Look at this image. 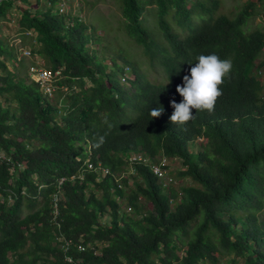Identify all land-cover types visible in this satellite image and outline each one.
<instances>
[{
	"label": "trees",
	"instance_id": "1",
	"mask_svg": "<svg viewBox=\"0 0 264 264\" xmlns=\"http://www.w3.org/2000/svg\"><path fill=\"white\" fill-rule=\"evenodd\" d=\"M17 1L31 3L0 0V24ZM34 1V11L17 7L20 47L59 72L61 97L53 104L28 75L33 61L0 36V264H223L230 254L264 264V85L252 73L264 28H245L264 0L245 1L232 17L216 14L220 0H119L124 33L161 67L160 80L119 50L108 69L89 46L95 29L52 13L60 0ZM212 53L232 63L214 110L173 124L177 85ZM125 66L129 85L118 78ZM158 154L181 159L177 177L190 183L164 184L152 169ZM87 156L96 169L70 180ZM122 201L139 217L120 213Z\"/></svg>",
	"mask_w": 264,
	"mask_h": 264
},
{
	"label": "rangeland",
	"instance_id": "2",
	"mask_svg": "<svg viewBox=\"0 0 264 264\" xmlns=\"http://www.w3.org/2000/svg\"><path fill=\"white\" fill-rule=\"evenodd\" d=\"M30 5H26L17 1L16 8L13 7L8 13L7 19L0 25V36H3L11 43L19 46L20 56H26L32 63H39L43 66L38 56H31L25 54L30 49L29 45L20 47L18 20L20 17V11L18 6L29 7L32 11L35 10L36 5L34 0H29ZM221 6L216 14H225L232 17L242 4L247 0H220ZM44 6H48L47 1L43 2ZM41 6V5H40ZM43 9V8H42ZM45 9V8H44ZM52 13H57L65 16L66 21L69 16H77L91 29L88 33H92L95 29L94 38L90 41L89 46L91 50L97 52V55L101 58L108 69L112 67L110 58L115 55L116 51H121L127 58L138 62L140 65L139 72L146 75L147 78L152 80H160L162 77L161 67L159 65L150 66L147 59L142 55L141 48L137 46L123 31V20L120 13L119 0H60L53 8ZM147 24L156 31V23L151 14L146 15ZM256 27L264 28V5L257 8L256 16L249 20L246 25V31H250ZM174 28L177 27L174 25ZM94 34V33H93ZM115 51V52H114ZM261 60L255 61V66L252 73L258 78V80L264 85V50L261 55ZM31 65V64H30ZM44 67V66H43ZM118 78L120 83L129 85L128 79L134 78V73L129 70V67L125 66V71L118 72ZM53 104H55V97H61L59 94L53 92L52 95H46ZM264 98V94H263ZM190 150H196V145L190 146ZM141 154L132 152L131 157H138ZM164 156L158 154L155 158L160 161ZM163 161V159L161 160ZM166 168L162 175V182L169 185L175 190H179V187L184 184H189L188 178L177 177V172L183 169V164L179 158H166ZM118 199V198H117ZM178 202V198L171 201V205L174 206ZM142 210L151 209V204L140 200ZM120 213L126 216L139 217L138 214H134L131 208L125 201L120 202ZM102 223L109 221V216L102 217L100 219ZM223 264H243V260L235 257L233 254L223 256Z\"/></svg>",
	"mask_w": 264,
	"mask_h": 264
},
{
	"label": "clouds",
	"instance_id": "3",
	"mask_svg": "<svg viewBox=\"0 0 264 264\" xmlns=\"http://www.w3.org/2000/svg\"><path fill=\"white\" fill-rule=\"evenodd\" d=\"M189 74L184 75L181 85H177L176 92L182 97L181 102H170L174 109L170 121L176 125H184L194 118L195 112H212L218 98L222 95L221 86L225 78H228L232 63L229 59H221L219 55L212 53L199 55L195 63H190ZM164 111L163 107H157L150 111L152 118L159 117ZM100 138V143L103 142Z\"/></svg>",
	"mask_w": 264,
	"mask_h": 264
},
{
	"label": "built area",
	"instance_id": "4",
	"mask_svg": "<svg viewBox=\"0 0 264 264\" xmlns=\"http://www.w3.org/2000/svg\"><path fill=\"white\" fill-rule=\"evenodd\" d=\"M25 54H30V49L25 52ZM59 72L57 71L55 74H53L51 71L46 69L45 67L41 66L39 63H32L28 67V75L29 77L34 80L35 82L39 83L40 89L44 95H52L53 92L56 89V75H58ZM3 157V153L0 152V158ZM131 159H136V158H141L140 156L138 157H131ZM163 159V161H161ZM160 161H157L156 158L152 162V169L153 172L159 177V179H162V175L165 171V165H166V157H163ZM96 166L91 160L89 156L85 157L83 159V163L80 166L79 172L76 175H72L69 177L70 180H74L75 178H83L85 170H95ZM105 172V171H104ZM65 178H60L58 180V187L62 183V181ZM58 190L56 193L52 195V207H53V219L55 220L57 213H58ZM62 236L58 238V240H62ZM69 243L65 242L63 244V248L66 250L68 247ZM66 259L68 261H71L72 259L67 256Z\"/></svg>",
	"mask_w": 264,
	"mask_h": 264
}]
</instances>
